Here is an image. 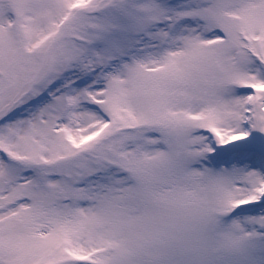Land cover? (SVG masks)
Instances as JSON below:
<instances>
[{
    "label": "snow or ice",
    "instance_id": "obj_1",
    "mask_svg": "<svg viewBox=\"0 0 264 264\" xmlns=\"http://www.w3.org/2000/svg\"><path fill=\"white\" fill-rule=\"evenodd\" d=\"M0 264H264V0H0Z\"/></svg>",
    "mask_w": 264,
    "mask_h": 264
}]
</instances>
